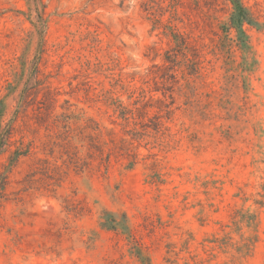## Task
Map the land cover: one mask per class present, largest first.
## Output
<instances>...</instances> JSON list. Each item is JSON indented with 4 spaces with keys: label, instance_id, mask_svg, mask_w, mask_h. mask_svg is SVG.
<instances>
[{
    "label": "rangeland",
    "instance_id": "1",
    "mask_svg": "<svg viewBox=\"0 0 264 264\" xmlns=\"http://www.w3.org/2000/svg\"><path fill=\"white\" fill-rule=\"evenodd\" d=\"M149 1L0 0V125L17 128L11 146L0 135V264H264V27H246L256 63L244 73L236 48L227 62L213 53L231 5L180 0L185 24H174L204 29L205 68L177 73L173 104L153 92L150 116L162 99L168 130L132 140L115 111L114 100L130 101L118 80L144 86L171 47L156 24L170 13L150 14ZM242 1L264 22V0ZM63 113L76 117L69 141L52 123ZM91 142L113 153L108 171ZM126 148L139 154L130 170ZM236 212L256 224L235 225ZM108 216L124 228L102 226Z\"/></svg>",
    "mask_w": 264,
    "mask_h": 264
},
{
    "label": "trees",
    "instance_id": "2",
    "mask_svg": "<svg viewBox=\"0 0 264 264\" xmlns=\"http://www.w3.org/2000/svg\"><path fill=\"white\" fill-rule=\"evenodd\" d=\"M231 5V13L229 14V19L226 23L219 25V31L214 33L218 37L219 41L216 44L215 50L213 51L214 55L218 56V53L223 56V58L229 60L232 49L236 48L242 54V71L244 73L249 72V68L256 63L253 54V47L250 42V38L247 32V26L251 28H256L257 30L264 27V22H261L260 16H257L254 12L247 7L242 0H225ZM196 3L198 1L196 0ZM183 8V3L179 0H150L146 4V11L152 15L159 14L162 18L166 13H170V19L167 24H163L161 20H156V24L163 26L165 29L169 30L171 37V47L165 52L163 58V63L161 65H154L146 75L144 76V81L142 84L144 86H124L123 80L119 79L118 82L121 83V86L125 90L129 104L126 105L120 100H114V105L116 106L115 111L119 115V119L124 123V132L126 134L132 135V140L136 138H142L146 135V132L149 129L155 130L156 132H163L168 130L165 126V120H170L172 111L169 110L170 106L162 99H158L157 102L161 103L162 109L160 112H157L155 115L150 116V109L152 103H154V94L153 92H162L163 97L166 98L167 94H170V98L173 100L171 104L174 103L173 92L174 84L179 83L177 73L180 71L183 76L186 75L190 77H198L202 75L204 70V61L201 60L203 57L202 52L206 47L203 42L204 29H197L199 34L193 36L192 33H186L179 30L175 22H180L185 24L184 19L180 16L178 8ZM200 6L197 7V10ZM201 10V9H200ZM156 71H162V74H159ZM39 75V71H38ZM135 75L131 76L134 80ZM151 81L154 82L155 88L151 87ZM159 88V89H158ZM45 97L49 105L55 104L56 100L53 93L50 90L45 92ZM170 104V105H171ZM167 108L163 110V108ZM165 111V114H163ZM84 120L82 117H80ZM73 119H76L73 113H63L59 116H55L54 122L52 123L61 129L58 131V136H61L63 141H69L73 138L71 122ZM80 119V120H81ZM133 125V130H127V128ZM88 128V125L85 126ZM141 129L142 131H139ZM94 131H101L98 127L93 129ZM17 132L15 124L7 123L3 128L0 125V135L2 137L3 147L11 146L12 138ZM60 133V134H59ZM164 133V132H163ZM112 137H115V133L111 131ZM60 137V138H61ZM91 138V137H89ZM122 145H127L125 139L119 140ZM113 142V141H111ZM2 149V145L0 146ZM90 149L94 152L88 153L89 156H97L99 163L105 167L108 171L109 166L112 161L113 153H105L103 147L97 143H90ZM22 148H18L14 152L18 157L25 155ZM126 153H121V156L127 159V169H133L135 165L138 164L137 157L139 154L132 153L128 148H126ZM28 152V151H27ZM75 165V164H74ZM75 167L82 169L81 165H75ZM8 181L6 178L1 179L0 182V200L3 199L6 194V186ZM263 200L257 202L261 207L264 206V195H261ZM235 225L246 224L248 228L252 227L257 222L256 216L242 212H236L233 217ZM102 226L105 228H110L112 230H117L124 228V224L112 216L102 219ZM216 242H219L216 239ZM257 239H250L243 243L242 246H238V251L240 253H250L253 249Z\"/></svg>",
    "mask_w": 264,
    "mask_h": 264
}]
</instances>
